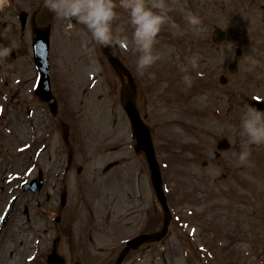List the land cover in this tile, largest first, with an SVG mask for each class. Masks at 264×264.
<instances>
[{
    "label": "rangeland",
    "instance_id": "rangeland-1",
    "mask_svg": "<svg viewBox=\"0 0 264 264\" xmlns=\"http://www.w3.org/2000/svg\"><path fill=\"white\" fill-rule=\"evenodd\" d=\"M115 2V19L126 21L120 22L126 32H117V35L128 37L127 44H121L119 51L122 61L136 76L138 109L153 129V143L173 212L168 236L162 243L139 252L142 259L145 256L140 264H149L151 256L162 252L163 261L154 264H188L190 261L193 264H264L263 144L253 145L251 156L245 162L250 201L242 217L232 210L237 206V199H227L222 189L215 191L217 187L212 186L215 182L205 187L201 177L193 178L201 184L194 186L197 189L192 194L184 191L182 200H188L195 204L197 210L206 212L184 216L186 212L181 214L182 201L179 202L180 187L175 182L180 180L181 173L188 172L184 165L203 156L205 150L209 152L208 148L214 149L216 140L225 132L215 119L224 120L229 114L240 123L245 111V107L241 109L238 106V96L243 99L245 96L242 88H245V93L250 90L264 95V81L257 76L261 73L264 77V0H169L172 5L170 16L175 23L168 22L162 26L154 46L160 59L143 73L136 70L138 53L132 42L133 29L128 14L120 6V0ZM223 5L230 9L235 22L226 27L224 17L220 15ZM6 6L7 0H0V10ZM185 9L196 13L202 23L196 28L190 26L184 19ZM2 21L4 19H0V23ZM214 22H217L215 26L235 35L234 38L248 37L257 47L255 56L261 59V63L252 58L254 52L250 47L244 50L243 58L251 67L263 66V70L252 74L253 82L245 70H238L235 74L224 75L227 78L225 86L218 84V73L213 71L211 45L207 38ZM74 29L70 31L71 36L80 34L85 37L83 25ZM5 33L3 31L0 36V47H11L14 55L0 58V264H47L51 245L49 238L54 226L52 215L58 209L63 182L68 204L63 210L64 222L71 217L79 242L83 241L82 230L92 225L90 213L97 215L96 212L102 209L101 199H107L112 205L105 210L120 215L121 224L112 234L117 242L140 231L142 212L146 209H151L155 224L159 211L148 186L147 167L142 155L133 150L129 122L119 102L116 76L99 51L100 45L84 38L79 47L87 49L83 50L84 53L79 51L80 57L50 64L51 90L58 101V116L70 125L69 140L74 149L72 165L64 175L67 148L60 137L59 124L47 104L33 94L38 75L31 51L18 48L25 42L21 40L18 43L15 33ZM192 37L202 44L195 51L186 47ZM55 39L58 46L65 41L66 50L71 54L76 52L71 42L77 47L78 42L68 39L60 27ZM183 46V51H178ZM229 53L233 54V48ZM194 54L199 59L195 68L189 66V81L185 79L183 68ZM226 56L219 54L220 60ZM92 74L96 75V80ZM258 82L263 87L257 90L253 83ZM229 95L233 97L228 102ZM215 96L220 99L218 102ZM27 110L31 113L28 114ZM183 126H187V131L182 129ZM232 130L230 127L228 132L236 151L241 142L236 139L242 137L240 131ZM188 144H196L197 147L190 150L185 148ZM234 157L235 153L230 152L215 170H207L203 174L215 179L231 171L232 177H238L235 166L228 168ZM113 160L120 163L110 172H102V168ZM196 168L201 175L200 164ZM38 169L43 175L42 189L38 193L21 191L20 183L36 177ZM47 194L49 199H46ZM14 196L12 211L6 222L1 223L2 214ZM182 220L186 223H180ZM86 240H89L88 236ZM241 242L250 245V255H244L243 249L238 247ZM98 243H101L100 237ZM58 251L67 255L64 239H61Z\"/></svg>",
    "mask_w": 264,
    "mask_h": 264
},
{
    "label": "clouds",
    "instance_id": "clouds-1",
    "mask_svg": "<svg viewBox=\"0 0 264 264\" xmlns=\"http://www.w3.org/2000/svg\"><path fill=\"white\" fill-rule=\"evenodd\" d=\"M43 4L58 17L75 19L85 27L92 40L103 48H110L117 42L127 44V35H117V32L125 33V27L119 25L114 30L113 21L117 16L115 0H43ZM120 6L126 10L133 29L132 42L138 53L136 70L143 73L160 59L154 46L162 26L168 22L175 23L170 16L172 5L169 0H120ZM184 19L193 28L202 23L201 18L188 9H185ZM11 53V47H0V58H7ZM198 59L197 54L188 58L183 68L186 80H191V76L187 75L189 66L195 68ZM239 134L243 139L235 155L240 163H244L249 160L253 145L264 144V108L250 103L245 105ZM238 247L243 249L244 255H250L249 244L241 242Z\"/></svg>",
    "mask_w": 264,
    "mask_h": 264
},
{
    "label": "water",
    "instance_id": "water-1",
    "mask_svg": "<svg viewBox=\"0 0 264 264\" xmlns=\"http://www.w3.org/2000/svg\"><path fill=\"white\" fill-rule=\"evenodd\" d=\"M39 31V32H38ZM38 33L36 39L37 42L35 44V53L42 49L46 50V44H47V36H43L44 34L40 33V30L36 31ZM220 36L222 35L221 33H218ZM219 40H221V37L217 36ZM102 51L104 55L107 57L109 60L110 64L112 67L116 70L117 74L123 80L124 77L128 78V82L126 84H123L121 88V100L123 103V107L127 113V116L129 118L130 124H131V129H132V135L135 139V150L136 152H143L147 163L149 167V172H150V180L151 184L153 186L156 200L158 202V205L160 206L162 213H163V226L161 230L157 234H142L138 236L137 238L129 241L126 243V245L122 248L121 252L119 253L118 257L114 261L113 264H120L122 261L123 257L125 254L130 250V249H135L137 248L140 244L146 241H154L160 239L162 236L165 235L168 223L170 220V212L168 210L167 204H166V198L163 193L162 189V181H161V176H160V170L158 163L155 159L154 155V150L152 147V140H151V130L144 124L142 117L140 116L136 104H135V91L136 87L134 82L131 79L130 74L128 71L122 66V64L118 61V59L114 56L110 48H103ZM35 54V55H36ZM36 60H38V55L35 56ZM39 66H41V61L39 63ZM45 79V78H44ZM42 80L40 87H39V92L42 94L44 98H49V94L47 91V83L45 80ZM250 104H255L258 107L262 105L260 102H249ZM65 134L67 135V131L63 132V137L66 138ZM71 159V154L69 155V160ZM111 164L108 165L111 166ZM23 189H26L27 187L31 188L32 190H35L36 188L40 189L41 188V183H40V178L36 182V180H32L30 183H23L22 185ZM64 196H65V189L63 188L62 190V201H64Z\"/></svg>",
    "mask_w": 264,
    "mask_h": 264
},
{
    "label": "flooded vegetation",
    "instance_id": "flooded-vegetation-1",
    "mask_svg": "<svg viewBox=\"0 0 264 264\" xmlns=\"http://www.w3.org/2000/svg\"><path fill=\"white\" fill-rule=\"evenodd\" d=\"M45 15L46 13H42L41 17L43 18ZM226 23H230L229 18L226 19ZM39 24H41V22ZM228 45L229 42L224 41L221 44H213V47L218 53H225L227 52L226 49ZM237 61H240V57ZM222 68L226 70L227 67L223 65ZM220 155L215 157L214 160H218ZM204 164L205 162H203V165ZM101 202L102 209L96 212L97 215H92L93 225L89 226L87 230L89 240L84 242L83 245H72L73 227L69 220H66V222L62 224V228H56L53 231V235L59 234V241L61 242V239H64L67 245L66 264H72V262L75 263V261L80 262V264H83V262L86 264L88 261H90L91 264H109L115 257V246L117 245L112 234H114L116 228L121 224L120 215L105 210L106 207L112 206L108 203L109 201L107 199H101ZM144 224L146 231L153 229L147 220ZM98 237H100L101 243H98ZM153 245L154 244H150L146 249H150ZM104 248H107V250L104 251ZM149 259H151V257Z\"/></svg>",
    "mask_w": 264,
    "mask_h": 264
}]
</instances>
